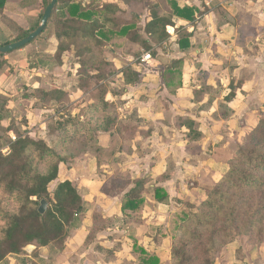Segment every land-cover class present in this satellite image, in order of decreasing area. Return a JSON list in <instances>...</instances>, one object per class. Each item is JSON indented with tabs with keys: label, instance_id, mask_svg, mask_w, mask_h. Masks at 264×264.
Masks as SVG:
<instances>
[{
	"label": "trees",
	"instance_id": "1",
	"mask_svg": "<svg viewBox=\"0 0 264 264\" xmlns=\"http://www.w3.org/2000/svg\"><path fill=\"white\" fill-rule=\"evenodd\" d=\"M9 1L0 0L1 15ZM122 1L128 6L127 10L105 0H57L47 26L52 24L57 42L54 58L63 64L65 55H73L78 65L76 75L80 80L77 89L92 96L87 98V107L82 116L68 110L65 115H61L64 117L59 116L60 120L56 122L58 141L52 140V145L44 139H33L28 134L19 135L16 140L0 136V141H5L1 146L6 145L9 149L8 154L0 149V264H7L8 256L25 254L24 249L30 245L35 246L37 251L51 247L62 253L70 233L79 229L85 201L75 183L63 181L53 193L49 192V185L59 177L60 166L69 165L81 152L76 147L74 152L65 155L62 151L68 150L66 147L74 145L80 136L92 138L96 136L95 133H110L112 147L122 128L132 127L135 133L144 124L143 118H139L135 110L130 115L119 117L117 102L109 96L113 93L120 97L126 90L113 89L108 93L111 82H116L110 78H118L125 86H135L141 80V73L133 66L105 73L108 68H112V63L105 55V51L116 45L110 44L111 41L123 40L124 45H130L135 50L137 58L150 53L161 63L160 75L171 93H175L182 85L184 60L170 58L172 51L168 28L175 26V18L195 21L198 11L193 7L182 8L175 0ZM36 3L40 8V23L51 0H23L22 6L29 7ZM145 12L147 18L145 26H142L141 16ZM39 23L28 30L10 23L16 38L0 47L25 39L38 29ZM175 31L180 51L192 50V34L183 27ZM7 55L0 54V74L6 67L10 68L5 58ZM231 87L232 92L226 98L227 101L234 97V82ZM34 92L40 94L39 98L36 93L28 95L37 98L34 108L45 109L54 103L57 114L67 109L70 95L64 89H35ZM203 93L200 91L197 97ZM175 121L178 126L187 128L186 138L189 142L203 138L199 124L192 118L177 117ZM143 181H137L140 190H131L121 203L122 219L131 225L142 224L137 218L139 206L144 203V197L140 196ZM239 190H242L241 195L237 192ZM155 198L159 203L167 204L169 195L164 189L156 188ZM44 200L48 208L42 214L39 209ZM196 206L198 212H193L196 208L191 206L192 211L180 216L177 231H183V237L188 234L192 240L199 239L200 242L192 249L184 242H176L171 264H216V257L223 246L234 244L241 235L254 236L256 228L264 226V120L239 144L238 151L228 161L225 176L213 184L207 199ZM195 217H198V222L193 228L194 232H189L187 230L191 228L190 223ZM97 222L93 223L92 231L101 230ZM88 245L86 242L84 248ZM98 250L107 251L111 255L110 261H113L121 246L113 250L101 246ZM133 250L137 253L134 264H161L158 255L147 251L137 241H134ZM33 254L36 255V252Z\"/></svg>",
	"mask_w": 264,
	"mask_h": 264
},
{
	"label": "rangeland",
	"instance_id": "2",
	"mask_svg": "<svg viewBox=\"0 0 264 264\" xmlns=\"http://www.w3.org/2000/svg\"><path fill=\"white\" fill-rule=\"evenodd\" d=\"M8 12L11 14L23 13L17 4L8 7ZM27 20L28 22H25L26 26L31 27L30 20L28 18ZM52 30L53 26L51 24L43 37L39 38L37 42H32L29 45L30 47L20 55L19 59L21 60H19L20 62L16 68L6 67L5 71L0 74V111L2 112L0 118L4 116V118H1L2 120L0 119V136L5 139L16 140L17 136L28 134L33 139H44L52 145V140L53 142L58 141L56 122L60 120V117H64L61 115H65L68 110L74 115L82 116L84 109L87 107L86 100L90 95L92 96L91 93L77 89L80 80L76 75L78 65L73 55H65L63 64H60L50 54L53 53L51 48L55 44ZM8 36L9 32L6 29H0V39H7ZM110 44L116 45L112 47L113 49L105 51L108 61L112 63V68H108L106 74L115 69L132 66L131 64H140L138 67L144 72L148 70L147 65L142 62V57H135V50L130 45H124L123 40L122 42L114 41L113 43L111 41ZM14 55L9 56L10 59H13ZM23 72H27L28 75H24ZM111 79L116 82H111V89L108 93L113 89H116V91L126 89L116 77ZM35 87L40 88V90L59 88L67 91L70 95L67 109L57 114L54 103L51 106L47 105L45 109L34 108L33 105L37 103V98L28 95L36 93L34 92ZM149 89V87H145L132 93L128 92V94L125 93V90L120 97L113 93L109 94V96L116 99V111L119 117L132 114L134 110L129 105L137 102L138 98H148L144 91L147 92ZM156 89L154 88L153 91ZM36 94L39 98L40 94L38 92ZM126 98L129 99L127 103L129 107L124 104L123 99ZM256 102L254 101L251 105L252 117L249 119L250 123L247 126L245 135L239 137V134L235 133V138H232L234 140L229 148L222 150L216 145L209 150L205 147L207 150L205 153L203 151L205 141L200 139L197 141L200 144L197 148L186 151L187 156L191 158L185 159V164L187 163L190 168L186 166L176 170L172 162L167 160L165 168L159 169L161 163L158 162V157L152 159V161L158 162V166L155 168L151 166L153 162L150 159L146 160L147 154H150L151 145L156 144L158 140L163 143L164 138L163 135L158 136L157 130L154 138H150L152 143L148 145L149 138H146L147 134L145 133L144 138V131L139 130L134 133L135 129L132 127L122 128L118 138H116L117 142L114 141L112 147L110 146V133H99L100 135L95 133L96 136L92 138L80 136L76 139L74 145H69L66 147L68 150L62 151L64 154L74 152L77 147L81 151L77 153L78 157L69 165H61L58 179L49 185L50 193L55 191L59 183L66 180H71L77 186L85 201V211L78 231L75 230L70 233L66 241L67 250H64L63 253H58L51 247L27 252L25 251L27 246L24 249L25 254L8 256L7 264H92L99 260L108 262L111 260V255L107 251H99L98 249L102 245L112 246L116 244L120 245L121 248L122 245L124 246V254L121 256L122 264H134L137 253L133 250V242L136 240L135 237L141 238L145 233L154 238L155 246L161 250L159 251L161 264H171V254L173 248L177 245L176 242H184L189 249L194 248L200 242L199 239L192 240V237L188 234L183 237L181 235L183 231L180 233L177 231L178 220L184 212L192 211L191 206L196 208L193 209V212H198V206L196 205L205 201L213 184L225 176L228 161L238 151L239 144L264 120V105L258 106L259 104ZM159 107L161 108V105ZM4 142L0 141V149L4 154H8V147L6 145L1 146ZM103 149H107V151L105 152ZM194 155H197L200 162L209 164L204 168L200 167L194 170L192 164L194 163V160H192ZM140 160L150 162H141ZM219 164L224 165L227 169L225 171L223 168L217 170L215 166ZM210 165H214V168H210ZM161 172L164 174L161 177H156V173ZM179 175H182V180H180L181 176ZM144 179H148L147 182L143 181ZM141 180L143 181V187L140 196L144 197V203L139 206V218L137 219L143 222V217L147 221V217H149L152 221L150 228L143 227L142 230L137 231L134 228L136 226L139 228L138 224L131 225L121 217L109 218L101 212V206L106 210L111 209V212L115 211V205L117 209H120L122 200L127 193L133 189L135 191L140 190L137 181ZM156 188H162L168 193L167 204L159 203L156 200ZM241 191H237L239 195H241ZM149 200L151 201L147 203ZM97 220L96 224L102 230L99 232L91 229L93 223ZM197 222L198 217L193 218L192 223H190L191 228L187 231L194 232L193 228ZM219 226L221 225L219 224ZM219 226L217 225V227ZM260 226L256 228L254 236L241 235L237 237L234 242L238 245L235 252L229 249L230 245L223 246L216 257V264H264V226ZM108 229L112 230L109 231ZM95 232L97 233L95 234ZM86 233L87 235H85ZM84 239L85 243L87 242L91 248L79 253L77 250L83 244ZM163 239L164 243H162ZM195 251L197 254V250ZM34 252H36V255L33 254ZM85 261L86 263H84Z\"/></svg>",
	"mask_w": 264,
	"mask_h": 264
},
{
	"label": "crops",
	"instance_id": "3",
	"mask_svg": "<svg viewBox=\"0 0 264 264\" xmlns=\"http://www.w3.org/2000/svg\"><path fill=\"white\" fill-rule=\"evenodd\" d=\"M105 1L116 3L121 9H128V6L122 0ZM175 1L182 8L193 7L198 11L195 21L188 22L175 18V26L168 28L170 49L172 51L169 56L171 59L184 60L181 87L175 93L170 92L160 75L161 63L154 59L150 53H146L151 56L148 59L144 58L146 56L144 54L141 56L142 62L148 68L146 72L138 67L140 64H131L134 69L141 73L139 83L135 86H125L123 82L120 83H122L124 88L126 87V94L145 87L150 88L147 92L146 90L144 91L148 98H138L137 102L129 105L132 106L133 110L137 111L139 118L144 120V124L140 129L144 131L143 137L145 138L144 135L146 133V138H149L147 145L152 143L150 140L154 138L156 130L159 133L158 136L163 135L164 137L163 143L158 140L156 144L151 145L150 154H147L146 160L150 159L153 162L151 166L154 168L160 162L159 169L165 168L167 160H170L177 170V168L189 167L187 163L185 164V159H190L191 157L187 156L186 151L193 150L200 144L187 140V128L178 126L175 118L189 117L199 124V131L203 134L202 140L205 141V146L203 147L205 153L207 151L205 147L209 148V150L216 145L222 150L229 148L234 140L232 138H235V133L239 134V137L245 135L247 126L250 123L249 119L252 117L251 105L254 101H257L258 106L264 105V0ZM22 2L23 0L9 1L2 15L0 14V29L4 28L9 32L7 39H0V45L16 38L10 23H14L26 30L38 25L39 5L36 3L29 7H23ZM14 4L20 6L21 11H23L22 14H11L8 12V7ZM27 18L32 24L31 27H27L25 24L26 21L28 22ZM146 18L147 12L141 16L140 24L142 26H145ZM41 22L42 20L39 26ZM180 27L192 34L191 44L193 49L189 52H181L177 44L178 37L175 30ZM52 31L55 44L51 48L53 53L50 54L54 57L56 52L54 47L57 46V42L54 36V29ZM46 32L47 30L40 35L41 37L39 36L40 39ZM29 45L8 53L5 58L10 65V69L11 67H17L19 60H21L19 59L20 55L30 47ZM159 52L161 51L159 50ZM12 54L15 55L13 59H10L9 56ZM23 73L28 75L27 72ZM233 82L236 87L234 97L232 100L227 101L226 98L232 92L231 85ZM239 83L240 86H238ZM154 88L157 89L153 91ZM35 89L40 88L35 87ZM200 91H204V93L202 96L197 97V93ZM123 100L124 104L127 105L129 99ZM160 105L161 108L159 107ZM129 106L127 105V107ZM157 157L159 158L158 162L152 161L153 158L156 159ZM192 160H194V163H192L195 167H193L194 170L200 167L204 168L209 164L200 162L197 155H194ZM210 168H214V165H210ZM215 168L217 170L223 168L224 171L227 169V167L220 164L216 165ZM156 174V177H161L164 173ZM179 176L181 178H178L182 180V175ZM150 201H147V203ZM155 204L159 206L157 203ZM103 209L105 208L101 206V212L106 217H123L121 206L120 209H117L115 205L114 212H111L109 208L107 210ZM147 218L148 221L144 220L143 217L142 224L139 225V228L135 227L134 229L139 231L143 227L150 228L152 221H150L149 217ZM85 239L77 250L79 253L91 248H84ZM135 239L141 247L160 257L159 251L161 250L155 246L154 238L151 235L145 233L141 238L135 237ZM162 243H164V239ZM102 246L106 249H114L119 245ZM237 247L238 245L235 243L230 245L229 249L235 252ZM123 251L124 246L122 245L121 250L115 254V260L108 262L99 260L92 264H122L121 256L124 254Z\"/></svg>",
	"mask_w": 264,
	"mask_h": 264
},
{
	"label": "water",
	"instance_id": "4",
	"mask_svg": "<svg viewBox=\"0 0 264 264\" xmlns=\"http://www.w3.org/2000/svg\"><path fill=\"white\" fill-rule=\"evenodd\" d=\"M56 5H57V0H51V4L47 7V9L44 13V16L42 18V22H41L40 26L38 27V29L35 32H33L32 34H30L28 37H26L25 39H23L19 42H15V43H12L10 45L0 47V54H8V53H11L13 51L19 50V49L29 45L35 39H37L46 30L48 23L52 17V14L55 10ZM47 208H48V203H47V201L44 200L41 202L39 212L44 214L46 212ZM34 249H36L34 246H28L25 249V251L32 252V251H34Z\"/></svg>",
	"mask_w": 264,
	"mask_h": 264
},
{
	"label": "built area",
	"instance_id": "5",
	"mask_svg": "<svg viewBox=\"0 0 264 264\" xmlns=\"http://www.w3.org/2000/svg\"><path fill=\"white\" fill-rule=\"evenodd\" d=\"M151 56L149 54H146V56H144L145 59L150 58Z\"/></svg>",
	"mask_w": 264,
	"mask_h": 264
}]
</instances>
